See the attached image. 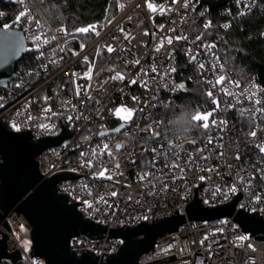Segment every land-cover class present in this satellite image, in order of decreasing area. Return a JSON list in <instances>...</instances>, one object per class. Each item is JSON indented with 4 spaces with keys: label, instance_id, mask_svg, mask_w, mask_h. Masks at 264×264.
I'll use <instances>...</instances> for the list:
<instances>
[{
    "label": "built area",
    "instance_id": "obj_1",
    "mask_svg": "<svg viewBox=\"0 0 264 264\" xmlns=\"http://www.w3.org/2000/svg\"><path fill=\"white\" fill-rule=\"evenodd\" d=\"M7 1L30 13L31 22L25 18L16 23L18 13L7 27L24 33L27 52H33L41 63L28 71L20 70L7 87L0 88V123L10 132L30 133L34 142L66 131V138L35 157L38 172L42 179L69 175L56 183L57 193L75 204L83 219L106 229L99 235L72 236L70 253L105 260L123 243L109 234L110 229L186 216L194 198L202 208H214L238 197L236 210L264 217V154L257 147L264 143V115L256 113L255 119L251 118L254 109L264 107V87L257 76L243 82L233 68L224 66L216 47H204L214 44L203 41L207 31L226 29L232 20L249 12L256 0H227L215 10V17L200 27V17L210 12L203 3L206 0H117L116 14L87 43L69 35L63 26L51 25L36 0ZM34 35H40L41 40L35 41ZM177 36L186 39L177 40ZM168 38H172L171 44ZM108 46L114 50L107 51ZM182 57L187 60L186 80L203 83L205 94L213 92L220 102L214 118L226 121L223 130H204L195 143L152 137L145 131L151 125L157 132L160 121L153 117L155 108L174 102L180 94L182 82L176 77V66ZM136 60L138 64L133 63ZM201 63L204 69L199 67ZM213 64L217 66L213 68ZM170 68L175 71L169 73ZM89 72L90 78L86 76ZM117 73L124 79H113ZM218 75L226 80L213 87ZM133 80L136 83H131ZM233 81L240 86L230 83ZM224 88L234 95H225ZM253 92L255 98L247 99ZM206 97L210 106L200 112L215 108L212 98ZM255 99L261 104H255ZM121 106L136 110L123 127L124 122L115 114ZM115 129L120 131L101 135ZM253 130L255 138L248 135ZM104 144L112 157L100 152ZM94 149L97 155H92ZM173 162L179 167L172 168ZM105 168L111 179L96 175ZM146 172L151 175L141 180ZM3 235L7 253L18 252L19 258H2L0 264H46L31 254V226L15 211L0 222V239ZM242 236L248 239H239ZM139 263L264 264V240L245 233L233 217L185 218L175 231L156 239L139 257Z\"/></svg>",
    "mask_w": 264,
    "mask_h": 264
},
{
    "label": "water",
    "instance_id": "obj_2",
    "mask_svg": "<svg viewBox=\"0 0 264 264\" xmlns=\"http://www.w3.org/2000/svg\"><path fill=\"white\" fill-rule=\"evenodd\" d=\"M227 0L203 1L209 10L226 4ZM23 37L22 47L14 55L4 37L7 33ZM24 33L18 29L0 26V88L16 78L15 65L26 54ZM256 76L264 87V65L258 67ZM120 129L102 132L103 135L119 132ZM101 133V134H102ZM68 136L66 131L53 138L32 141L28 132L13 133L0 123V222L4 216L15 211L31 226L33 256L41 257L46 264H140L139 257L147 252L155 240L175 231L185 218L207 220L218 217H233L245 233L264 240V217L236 210L238 197L229 204L214 208H202L194 198L186 209V216L176 215L152 224L141 223L133 228L110 229L109 234L123 240L118 252L97 261L90 254L80 257L68 250V242L78 234L99 235L106 229L82 218L75 204H69L65 195L58 194L56 183L70 177L58 174L42 179L35 157L45 148L56 145ZM15 261L19 253L8 254L6 236L0 239V259Z\"/></svg>",
    "mask_w": 264,
    "mask_h": 264
},
{
    "label": "trees",
    "instance_id": "obj_3",
    "mask_svg": "<svg viewBox=\"0 0 264 264\" xmlns=\"http://www.w3.org/2000/svg\"><path fill=\"white\" fill-rule=\"evenodd\" d=\"M45 18L53 26H63L69 35L87 43L94 34L117 12V0H36ZM212 1V0H206ZM20 7L7 0H0V26L5 27L9 20L20 12ZM215 10L200 17L198 27L208 18H213ZM95 25V30L80 33L77 29ZM203 41L210 42L218 49L226 67L233 68L239 78L245 82L256 76L258 67L264 65V0H256L254 7L247 13L235 18L226 28H214L207 31ZM41 60L28 51L16 63L15 73L39 67ZM176 77L182 82L180 94L174 102L158 105L153 117H157L160 137L184 142L199 141L204 129L191 122V116L197 110L210 106L204 84L190 83L186 80L188 70L186 58L177 64Z\"/></svg>",
    "mask_w": 264,
    "mask_h": 264
},
{
    "label": "snow or ice",
    "instance_id": "obj_4",
    "mask_svg": "<svg viewBox=\"0 0 264 264\" xmlns=\"http://www.w3.org/2000/svg\"><path fill=\"white\" fill-rule=\"evenodd\" d=\"M23 2H24V0H20V3H23ZM148 7H149L152 11H156V8H155L151 3L148 4ZM25 18H27V19L29 20V22H31V20H32V17H31V15H30V13H29L28 10H26V9L23 10V11H20L19 14L16 16V23H20V22H21L23 19H25ZM36 23H37V25H39V21H37ZM207 26H208V25H206V27H207ZM6 27H7V26H6ZM61 30H63V29H61ZM90 30H93V31H94V30H95V25H90V26H88V27H86V28H80V29H77V31L80 32V33H87V32H89ZM121 31H123V29H121ZM125 38L127 39V36H126ZM23 39H24L23 37H19V36H17L15 33H12V32L7 33V34L5 35V37H4V40L7 42L9 48L11 49V51H12V53H13V55H14L17 51H19L20 48L22 47V41H23ZM33 39H34L35 41L39 42V41L41 40V36H40V35H34V36H33ZM51 39H55V37H52ZM175 39H177V40H179V39H186V37H183V36H177ZM197 39H200V37L198 36ZM44 43H45V44L49 43V40L46 38V39L44 40ZM167 43H168V44H171V43H172V38H168V39H167ZM37 46H39V45H37ZM204 47H205L206 49H209V50H210L211 48H214L215 45H204ZM113 50H114V49H113L111 46H108V47H107V51L112 52ZM156 50L159 51V48H157ZM85 59L87 60V58H85ZM192 59L195 60V56H193ZM217 59H218V58H217ZM133 63H137V64H138L139 61L136 60V61H133ZM216 66H217L216 64H213V68H215ZM199 67H200L201 69H204V68H205V65H204L203 63H201V64L199 65ZM220 68H221V71H223V65H220ZM152 71L155 72L156 69L153 68ZM174 71H175L174 68H170V69L168 70L169 73H170V72H174ZM145 74H147V73H145ZM167 74H168V73H165V75H167ZM73 75H76V74H73ZM86 76H88V77L90 78V77H91V72L86 73ZM112 78H113V79H119V80H123V79H124V77H123L122 75H120L119 73H117V75H116L115 77H112ZM225 80H226V77H225L224 75H218L217 78H216L215 84L213 85V87H215L216 85H222V84L225 82ZM131 83H136V80L131 81ZM230 83L235 84V86H236L237 88L240 86L238 82H234V81H233V82H230ZM144 86L147 88V84H145ZM165 86H167V85H165ZM180 87H183V85H181ZM221 90L224 92L225 95H234V93L228 91V89H226V88L221 89ZM76 94H77V95L80 94V92H79V88L77 89V93H76ZM206 95H207L208 97L212 98V102H213V104L215 105V108L213 109L212 112H200L199 110H197V111L195 112V114H193V115L191 116V122H193L197 127L204 129L205 131L210 130L211 127H221V130H223V127H222V126H224V125L226 124V121H224V120H220V121L218 122V121L214 118V114H215V112L218 111V110L220 109V102H219V100H217V99L214 97V94H213L212 91H208V92L206 93ZM241 95H243V93H241ZM255 96H256V93L253 92L251 95L247 96L246 98L249 99V100H253V99L255 98ZM45 99H46V98H45ZM133 100H138V98L133 97ZM255 104H261V100H259V99H255ZM234 106H235V105H230V107H234ZM135 111H136L135 109H130V108H127V107H125V106H121L120 108H118V109L115 110V114H116L117 116H119L120 119L124 122V123L121 125L122 127H123L124 125H126L127 123H129V122L132 120ZM121 113H123V115H121ZM256 113H260V114L264 115V107H260V108H256V109H254V111H253V115H252V117H251L252 119H255V114H256ZM241 114H242V115L244 114V111H243V110H242ZM210 118H211V120H210ZM13 127H16V126L13 125ZM17 130H19V129L17 128ZM117 131H118V129H117ZM145 131H148L152 137H157V138L159 137V133L156 132V131L153 129V127H152L151 125H149L148 128L145 129ZM101 135H103V133H102ZM248 135L251 136V137H253V138H255L256 135H257V132L253 130V131H250V132L248 133ZM207 142H208L209 144H211V143L213 142L212 137L209 136ZM191 143H195V141H191ZM120 147H122V145H117V148H120ZM169 147H172L171 141H169ZM257 147L259 148V152L262 153V154H264V143H262V144H258ZM152 151L155 152L156 150L153 149ZM199 151H203V149H200ZM100 152H101V153H107L109 157H112V155H113V154H112V151L109 149L108 144H104V145H103V148L100 149ZM82 155H83V154H82ZM92 155H97V150L94 149ZM221 155H223V153H221ZM202 158H206V157H202ZM236 158L239 159V156L237 155ZM189 162H192V158H191V157L189 158ZM87 163H88L89 166H91V163H92V162H91V160H89ZM116 167L119 168V164H117ZM171 167H172V168H177V167H179V164L173 162V163L171 164ZM108 171H109V170L105 168V169L99 171L98 173H96V175H97L98 177H106L107 179H111V178H112L111 175H107V176H106V174L108 173ZM149 175H151V173H147V172H146V173H144V174L140 177V179H141V180H145V179L148 178ZM234 190H235V189H233V191H234ZM112 195L115 196L116 193L113 192ZM257 199H259V197H257ZM21 227H23V226H21ZM239 239H241V240H246V239H248V237H246V236H242V237H240ZM249 247L251 248V247H253V246H252V245H249ZM253 250H255V249H253Z\"/></svg>",
    "mask_w": 264,
    "mask_h": 264
},
{
    "label": "rangeland",
    "instance_id": "obj_5",
    "mask_svg": "<svg viewBox=\"0 0 264 264\" xmlns=\"http://www.w3.org/2000/svg\"><path fill=\"white\" fill-rule=\"evenodd\" d=\"M117 7H118V5H117ZM203 112H208V111H203Z\"/></svg>",
    "mask_w": 264,
    "mask_h": 264
}]
</instances>
